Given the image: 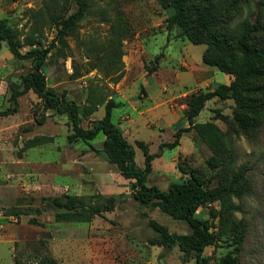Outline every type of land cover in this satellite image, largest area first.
I'll return each mask as SVG.
<instances>
[{"label": "rangeland", "instance_id": "rangeland-1", "mask_svg": "<svg viewBox=\"0 0 264 264\" xmlns=\"http://www.w3.org/2000/svg\"><path fill=\"white\" fill-rule=\"evenodd\" d=\"M43 1L0 0V26L10 30L22 52L49 49L48 87L79 105L85 128L105 115L109 101L117 103L113 121L124 127L137 163L144 166L138 141L159 154L150 185L167 190L171 182L193 176L218 190L246 165L248 195H223L200 209L213 218L219 234L206 253L216 263L239 245L240 264H264V113H246L259 123L254 133L243 132L234 120L240 114V99L264 102V90H255L264 86V80L246 82L239 100L216 97L207 102L196 122L210 123L217 130L191 129L182 133L176 147L159 148L175 139L178 128L189 126L186 111L192 93L232 80L204 60L205 52L214 59L224 54L222 45L234 53L237 39L253 23L260 24L264 36V0L197 1L194 24L206 21L217 37L200 44L190 40L182 27L172 25L169 0H88L85 6L71 0L66 17L76 15L78 22L64 34L62 25L36 29L34 12ZM206 9L210 12L203 13ZM33 67V59L15 56L2 41L0 253L9 249L14 260L19 257L31 264L44 255L60 264H196L194 254L183 262L178 246L169 249L152 243L158 233L150 227V219L172 233H190L192 228L133 196V180L105 154L103 133L91 141H71L69 115L46 108L33 89L17 97L14 109L13 93L24 89V78ZM151 106L155 111H147ZM124 116L125 121L137 120V127H125ZM40 137L51 139L28 147L29 140ZM69 196L75 198V206L63 204ZM91 201L103 212L89 214L86 205ZM80 211L91 219L66 217Z\"/></svg>", "mask_w": 264, "mask_h": 264}, {"label": "trees", "instance_id": "trees-1", "mask_svg": "<svg viewBox=\"0 0 264 264\" xmlns=\"http://www.w3.org/2000/svg\"><path fill=\"white\" fill-rule=\"evenodd\" d=\"M88 0H80L85 6ZM206 0H169L168 7L173 9L171 18L172 25L182 27L186 35L195 44L209 43L216 41L217 37L209 31L206 21L195 22L193 14L198 2ZM236 1V2H235ZM247 0H234L235 4ZM71 0H44L43 5L34 12V25L36 29H43V25L50 27L62 25L60 32L67 33L68 29H73L78 22L76 15L66 17ZM200 5V4H199ZM202 6V5H200ZM83 10V9H80ZM210 12L206 9L204 12ZM198 25V26H197ZM201 26V28H199ZM2 41H6L10 51L20 58H31L34 61L33 71L24 78V89L15 91L12 96L14 109L18 107L17 97L30 89L38 93L46 108L54 109L59 114H68L71 121L72 135L71 141L94 140L100 133L106 137L104 140V151L108 158L116 163L124 177L133 180V196L144 205L153 204L171 217L186 221L192 228L190 233H172L169 228L155 219H150L149 225L158 233V237L152 243L172 249L178 246L183 253L182 261L187 262L190 255L194 254L196 264H240L239 245L228 251L218 262L212 263L211 256L206 253L209 246L218 242L219 234L215 230L213 218L200 209L205 205L219 200L223 195L244 197L249 194L248 168L241 166L230 178L229 182L218 190H213L196 177L182 178L171 182L167 190L157 185L148 183L149 176L153 170V161L159 156L158 153H151L149 145L145 141H138L137 144L144 152V166H140L136 161V151L134 145L128 141L123 130L113 121L114 109L118 106L113 100L109 101L105 108V115L94 120L91 127L85 128L81 124L79 105L74 101L60 96L47 85L45 73L46 59L49 53L48 48L35 47L26 52L20 50L15 36L5 26H0V50ZM214 59L208 58L209 51L204 54V60L216 65L221 71L228 73L232 80L230 83L216 84L208 91H197L192 93L186 115L189 121L188 127H180L175 133L172 142H163L159 148H173L179 144L183 132L201 127H211L217 130L210 123L196 122V118L206 107L209 100L213 98L239 100L240 93L249 80H264V36L260 35V24L253 23L246 27L245 32L239 36L234 46V53L229 48H223ZM257 91H263L264 86H257ZM238 114L234 120L240 130L245 133L256 132L259 123L255 119L246 116V113L259 115L264 113V102L258 98L240 99L238 102ZM228 119V116H222ZM51 137H40L29 140L28 147L43 144ZM75 198L69 196V202L64 205L75 206ZM85 207V202H82ZM83 207V208H84ZM90 209L89 214H100L102 209L98 204L91 201L86 208ZM67 218L87 221L91 215L85 212L69 214ZM240 231V230H239ZM244 233V229L241 230ZM243 234L239 236L242 240ZM37 264H60L52 255H44L39 258ZM15 264L25 263L21 258L15 259Z\"/></svg>", "mask_w": 264, "mask_h": 264}, {"label": "crops", "instance_id": "crops-1", "mask_svg": "<svg viewBox=\"0 0 264 264\" xmlns=\"http://www.w3.org/2000/svg\"><path fill=\"white\" fill-rule=\"evenodd\" d=\"M154 106L149 107L147 109V111H151V112L152 111H155V107ZM132 108L137 111V107L136 106H134ZM143 113L144 112H140V115H142ZM125 118H126L125 116L122 117V121H125ZM118 126H120L122 130H124V127L123 126H121L119 124H118ZM124 126L125 127L133 126L135 128V127H137V120L132 119V120L125 121V125ZM8 252H9V249H8ZM8 252L6 251V252H3V253H0V264H15V260L13 259L12 256L9 255Z\"/></svg>", "mask_w": 264, "mask_h": 264}, {"label": "water", "instance_id": "water-1", "mask_svg": "<svg viewBox=\"0 0 264 264\" xmlns=\"http://www.w3.org/2000/svg\"><path fill=\"white\" fill-rule=\"evenodd\" d=\"M67 200V199H66Z\"/></svg>", "mask_w": 264, "mask_h": 264}]
</instances>
